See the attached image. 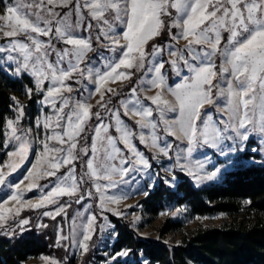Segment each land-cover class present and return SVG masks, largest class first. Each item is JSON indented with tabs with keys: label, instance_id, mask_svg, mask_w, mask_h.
I'll list each match as a JSON object with an SVG mask.
<instances>
[{
	"label": "snow or ice",
	"instance_id": "6c2138e0",
	"mask_svg": "<svg viewBox=\"0 0 264 264\" xmlns=\"http://www.w3.org/2000/svg\"><path fill=\"white\" fill-rule=\"evenodd\" d=\"M0 3H3L0 36L9 38L0 45L3 54L0 68L13 76L29 75L41 104L53 110L43 118L39 115L33 118L36 126H43L45 135L40 140L42 151L35 153V161L24 177L29 180L26 189L41 187L35 182L40 176L55 178L36 202L23 201L17 192L20 182L12 183L11 194L0 202V225L6 229L10 227L6 213L15 218L22 208L54 204L65 194L79 202L85 196L92 197L94 188L99 193V215L105 220L100 230L111 227L109 235L118 236L103 210L126 198L120 184L135 183L136 176L143 174L147 177L145 186L154 187L148 181L156 175L149 172L152 161L133 142L134 135L152 149L156 160L168 157L174 161L167 165L171 176L161 178L169 185L184 180L177 169L200 182L220 179L230 169L256 164L250 149L257 136L264 138V0H47V3L41 0L39 4L36 0L31 3L0 0ZM61 7H68L62 15L58 11ZM20 34L25 38H19ZM53 40L62 42L61 46L57 47ZM181 40L185 41L183 46L179 45ZM93 49L96 55L89 57ZM93 60L99 66L94 67ZM133 68L142 70L136 82L139 87H129V95H121L113 105L106 94L116 96L119 91L107 82L132 77ZM169 75L179 82L169 85ZM69 79L76 84L68 83ZM86 80L92 82L91 88ZM77 86L79 97L74 95ZM146 87L155 89L154 93L149 94ZM85 90L87 97L82 95ZM26 93L31 96L33 87H27ZM96 95L99 97L96 111H92L89 101ZM12 99L15 114L4 121V131L18 147L9 151V159L0 164V186H5L10 173L27 159L35 139L30 135L31 127L22 129L20 125L24 105L15 96ZM121 111L139 118L138 131L125 123ZM91 117L96 118L91 144L89 147L85 143L79 150L85 158L82 174L77 178L75 161L81 159L76 151L77 137ZM112 127L118 135H112L109 131ZM159 129H163L162 137ZM169 134L175 140H170ZM50 141L58 145L50 146ZM180 144L185 146L181 148ZM198 148L204 149L198 153L200 156L211 154L210 163L207 159L192 160ZM255 155L264 157V151ZM62 166H67V171L57 175ZM260 166L264 167V159ZM79 181H90L91 187L81 192ZM109 189L115 191L109 194ZM12 200L16 204L6 207ZM68 207V203L57 204L43 215L55 217L63 212L66 217L64 209ZM110 210L117 216L124 215L117 207ZM96 220L95 212L86 215L79 225L73 217L67 235L62 226L57 229V243L68 241L63 243L65 248L78 247L87 252L96 231ZM29 223L28 217L19 218L18 223L12 220L20 233L26 232ZM7 235L13 236L15 232L7 230ZM117 256L127 257L119 264H146L142 256L137 257L129 248L115 252L113 259ZM53 264L60 261L54 260Z\"/></svg>",
	"mask_w": 264,
	"mask_h": 264
},
{
	"label": "trees",
	"instance_id": "16d2710c",
	"mask_svg": "<svg viewBox=\"0 0 264 264\" xmlns=\"http://www.w3.org/2000/svg\"><path fill=\"white\" fill-rule=\"evenodd\" d=\"M30 83L27 75L12 78L0 69V137L3 135L4 118L11 114V93L21 92ZM35 104L31 99L27 109L32 110ZM95 121V117H91L87 129L90 130ZM141 147L145 150L143 145ZM146 152L151 154V151ZM177 173L184 177L181 183L172 187L160 179L140 199L141 210L150 222L172 205L186 206L192 215L226 213L231 220L220 226L185 232L181 243L168 244L161 237L181 232V220L166 218L159 227L160 237L152 239L140 235L122 217L111 214L110 220L119 234L113 243L114 252L132 249L137 257H143L146 264H264V167L260 164L237 167L229 170L221 181L199 186L187 174ZM54 222L55 228L51 226L47 231L43 228L38 233L32 229H26L25 233L13 230V236L7 235V231L0 232V264H23L30 256L41 254L59 257L63 264H71L72 257L65 252L63 244L56 245L58 222ZM22 236L25 237L23 240ZM102 258L98 255L94 263L112 264L102 262Z\"/></svg>",
	"mask_w": 264,
	"mask_h": 264
},
{
	"label": "rangeland",
	"instance_id": "374dc122",
	"mask_svg": "<svg viewBox=\"0 0 264 264\" xmlns=\"http://www.w3.org/2000/svg\"><path fill=\"white\" fill-rule=\"evenodd\" d=\"M29 3L32 2V0H28ZM41 0H36V3L39 4ZM44 3H47V0H43ZM69 5L68 7H70ZM68 7H61L58 8V11H60L61 15L63 14L64 11L68 10ZM3 11V3H0V12ZM35 11V9H33ZM73 19H75V16L73 15ZM175 31V29H174ZM19 38H25L23 34H20ZM42 39H47L48 37H41ZM9 38L0 36V45L5 44ZM53 43L57 45V47L61 46L62 42H57L53 40ZM95 43V41H94ZM152 43V41H149V45ZM185 41L181 40L179 41V45L183 46ZM223 43V41H222ZM54 53L52 54L54 58ZM96 55V50L93 49L88 53L89 57H95ZM218 63H219V58ZM3 62V54L0 53V63ZM84 63H88V61H85ZM93 66L97 67L99 66L95 60H93ZM6 67V66H5ZM167 67V65H165ZM218 67V64H217ZM7 74L9 77L12 78H22L23 76H13L10 72L5 71V68H0ZM134 72V75L130 78L124 79V80H115V81H108V85L112 87L113 89H118L119 94L116 96H112L111 93H107V96L111 97V103L113 105L117 104V101L119 100L120 96L123 95L127 97L129 95L128 89L131 86H137V80L142 74L141 71H137L135 68L132 69ZM29 76V75H27ZM31 83L23 88L21 92H14L11 93L13 96H15L23 105H24V117L22 118L20 125L21 128H32V133L30 134L32 137H35V139L32 142V147L29 150L27 159H25L24 163L20 166L19 169H17L15 172H11L9 177L6 178V185L5 186H0V202H3L6 199L7 195L11 194L12 191V183H15L17 181L20 182V188L17 189L18 194L22 197L23 201L31 200L32 202H36L41 195V191L47 192L50 187V181H53L55 178L50 177V176H40L39 179H37L35 182L41 186L37 188H31V189H26V185L29 183V180L24 179V177L27 175V170L28 168L31 167V163L35 161V153L38 151H42L43 146L40 144V140L44 138L45 135V129L43 126H36L34 123V117L39 115L41 118L46 113H52V109L50 106H46L41 104L40 102V94H38L35 91L34 88V80L29 76ZM68 83L71 84H76L75 80L69 79L67 81ZM174 82H179L178 79L173 77L172 75L168 76V84L173 85ZM47 81H45V86H47ZM86 85L88 88H91L92 82L86 80L85 81ZM27 87H33V93L31 96H29L26 93V88ZM121 88V89H120ZM146 91H148L149 94L154 93L155 89H151L146 87ZM74 95L79 97L81 95L79 91V86L74 88ZM83 96L87 97L88 96V91L85 90L82 94ZM98 95L92 96L90 99V103L93 105L92 111H96V100L98 99ZM31 99L35 101L36 107L33 108L32 110L27 109L28 105L31 104ZM146 99V98H145ZM11 106V114L7 117L4 118V121L8 117H11L15 114V108H14V101L12 102ZM149 103H151L149 101ZM210 107V106H206ZM67 111V109H66ZM157 113H153V116L155 117ZM173 115L172 113H169V116ZM121 117L125 121V123L132 129L138 131L139 126L136 124V119H139L138 117H132L125 115L123 111H121ZM96 119V118H95ZM90 122V120L88 121ZM88 122L84 125V131L80 132L79 136L77 137L78 144H77V149L76 151L79 153L81 156L80 160L75 161L76 163V176L79 178V176L82 174V169L84 168V164L82 163L83 159L85 158V154L80 152V148L85 144H91V139L93 135V130H94V125L91 126L90 130L87 129V124ZM94 123V122H93ZM49 132L51 131L50 129L48 130ZM109 131L112 133V135H118L116 132L115 128L112 127L109 129ZM146 132L148 131L147 129L145 130ZM159 134L161 137L163 136V129H159ZM90 136H88V133H90ZM169 139L170 140H175V138L171 137L169 134ZM252 139V137H250ZM133 142L136 144V146L144 152L146 156L149 157V159L152 161V168L149 169V172H155L156 175L153 177L152 180L148 181L149 185H156L157 182L161 178H166L170 177L171 173L167 171V165L173 163V160H170L168 157H162L159 160H156L154 158V153L152 152V149L149 148L146 144H143L139 141V137L137 135H134L133 137ZM178 143V142H177ZM50 146H57L58 142L55 141H50L49 142ZM145 147L146 151H151V154L148 155V153L141 147V145ZM121 147H123L122 144H120ZM185 145L180 144V147L183 148ZM15 147H18L16 145L15 141H10L9 138L7 137L4 129H3V135L0 137V164H3L4 161L8 160L9 157L7 153L9 151H14ZM175 148V144H174ZM247 150V149H246ZM203 148H198L196 152L193 153L192 160H205L207 159L208 162L210 163L212 160L211 154H209L207 157L200 156L198 153L203 152ZM257 151H264V138H261L259 136L256 137L255 142L252 144L251 149H250V155L256 160V164H260V161L264 159V157L255 155ZM90 154V153H89ZM173 152V156H174ZM250 165V164H247ZM207 167V165H206ZM5 170H7V166L5 165ZM232 170V169H230ZM67 171V166H62L59 170L57 175H62ZM176 171H180L177 169ZM187 174V173H184ZM226 174V173H225ZM188 175V174H187ZM225 175L220 178V179H213V180H203L200 182L195 181L191 177H189L195 185H203L207 184L210 182L214 181H221ZM145 180H147V177L144 176L143 174H140V176H136L135 178V183L132 181H128L125 184H120L119 188L121 191H123L126 194V198L121 200L119 204H111L109 205L108 208L104 209V216L107 217V220L112 223L110 220V215L113 214L114 216L115 213L111 212V207H117L121 212L124 213L123 216H118L122 217L126 221H128L133 228L136 229V231L145 237L152 238V239H158L160 237L159 235V227L162 225L164 220L166 218H173V219H178L182 221V231L181 232H176V233H169L165 235L164 237H161L164 242L168 244H173V243H181L183 234L185 232H193L198 228L201 227H206V226H220L223 225L224 223H227L231 220V217L223 213H218L215 215H207V216H199V215H192L189 211V209L186 206H176L172 205L168 207L167 209L159 212L158 216L156 217L155 220L150 222L148 219L149 217L146 216L143 211L141 210L140 206V199L145 197V192L147 194L153 187H146L145 186ZM166 182V180H164ZM167 183V182H166ZM79 184L81 185V192L84 191L85 187H91V182L88 181L87 183L85 181H79ZM174 187L175 185H171ZM94 192V195L92 197L85 196L84 200H81L77 202L75 199L70 198L67 194L60 196L59 200H57L54 204H49V205H42L40 208H22L19 214L14 218L10 213H6V215L9 216V225L10 227L6 229L4 225H0V232L7 231V230H18V228H15V226L12 224V220L15 219L16 223H18L19 218H24L28 217L30 220V223L25 226L26 229H32L33 232L38 233L39 231H42L43 228L48 229L52 227L55 228V222L57 221V226H56V237L59 235L58 228L60 226L63 227L64 234H68L70 231V226L72 224V218L76 217L77 218V224L79 225L80 221L84 220L85 216L88 215L91 212L97 213V220L94 222V227L96 228L95 233L93 234L91 241H89V249L87 252H82V250L78 247H68L66 249V253H68L72 257V262L71 264H95V259L98 258V255L102 258V262H110L112 264L117 263V262H122L124 261L127 257L123 256H117L115 257V260L113 259L114 255V250H113V243L115 241L116 235H109L112 232L111 227H105L103 229V232L100 230V225L105 223L104 217L100 216L99 213L101 212L100 205H99V193L95 191V189H92ZM115 190L114 189H109L108 193L112 194ZM61 203H68L69 207L64 209V212H67V216L65 217L63 215V212L59 215H56L55 217L51 216H45L43 213L45 211H50L52 208L56 207L57 204ZM16 204L15 200L8 201L6 204V207H12L13 205ZM125 205H130V207H125ZM82 213V215H81ZM175 213V215H173ZM43 224V226H41ZM79 231V228H78ZM56 241V240H55ZM57 243V241H56ZM63 243H68V241H64ZM63 243H57L56 245L59 246ZM96 249V250H95ZM60 253V252H59ZM58 253V254H59ZM46 257H51L53 260H46ZM54 260H59L60 264H63V260H61L59 257H55L53 255L49 254H41L38 256H30L23 264H53Z\"/></svg>",
	"mask_w": 264,
	"mask_h": 264
}]
</instances>
